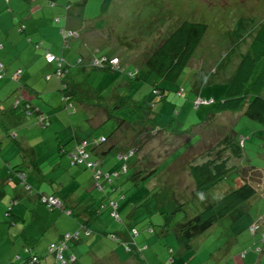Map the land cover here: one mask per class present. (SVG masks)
<instances>
[{"label":"rangeland","instance_id":"374dc122","mask_svg":"<svg viewBox=\"0 0 264 264\" xmlns=\"http://www.w3.org/2000/svg\"><path fill=\"white\" fill-rule=\"evenodd\" d=\"M101 4L102 0H89V8L87 11V17H89V19L85 23L86 34L82 36L83 39L79 36L78 38H71L70 41H72V39L78 41L79 53L84 54L86 58L87 56H112L111 61L114 64L119 63L117 60L118 57L121 58L124 64L122 66L125 71L114 72L93 68L90 69L91 72H87L86 77H84L85 74L81 72L76 73V75L73 74L72 76L77 79L84 77V79L80 81L82 87L89 92L90 96L93 95L94 97H99L97 99H101L110 92V89H112L120 79L122 81H128L126 76L129 71H137L140 80L133 79L130 81L132 83L131 87L134 90L130 96L127 95V93L130 94L126 89L127 86L116 87L121 97H126V101L123 103L125 107L117 103L118 107L115 108V110L112 108V112H116L118 116L127 118L132 116L134 104L137 105L139 103L140 106H144L146 102H148L147 106H150L149 104L154 102L157 107L155 112L156 115H158L156 121L162 126L171 122L175 130H183L188 128L191 124L205 122L208 117V111L214 106H202L200 109L196 108L193 104V100L197 96V92L193 90V88L202 87L200 94L203 99H200V101H204L207 96H214L216 100H220L222 96H224L229 79L232 77L243 53L249 46V42L251 41L250 34L255 30L258 22L264 17V0H113L110 7L106 10H101ZM78 5L80 4L77 3L74 8H78ZM0 7H2L1 3ZM185 20L204 22L208 25V31L203 39V43L196 50L191 62L178 81H161L159 83L161 87L167 88V93L163 99L157 100V96L149 93L157 77L155 78V76L151 74L146 76L145 69L147 68L145 59L161 40L165 39L171 31ZM70 28L75 27L71 24ZM38 55H42L41 51L33 48V50H29L27 53V58H37ZM50 57L52 56L48 55V60H53L50 59ZM48 72L50 71L45 69V64L43 65L41 61L35 62L30 77L31 82H34L41 90L44 89L41 85V79H45ZM177 84L184 85L188 93L187 98H180L175 94L173 88H175ZM46 91L47 97L49 96L48 98L52 101L53 106L50 111L53 112L54 118L66 117L67 121H69V125H66L61 118L59 127L68 126L67 129H69V132L73 134V131H76L79 137H83L87 134H96L97 136L111 135L112 139L109 140V142L113 140L119 147L124 146V148L126 146H134L135 143L139 142L136 141L138 135L136 136L127 126L124 127L126 128L125 131L118 133L116 136L114 130L118 126L117 118L102 120V123L93 125L92 121L89 120L91 114H93L92 111L85 110L84 107L80 106L76 100H74V107L76 108L74 112L72 107V109L65 107L60 90L54 89L50 85L49 89ZM147 93L148 97L145 98ZM113 98L114 97L110 98V101L113 100ZM131 98L132 100H130ZM110 101L107 99L106 103L112 105ZM160 109H162L161 112ZM129 111H131V113ZM124 113L128 116L124 115ZM134 113L137 114L136 109ZM102 116L103 115L98 110L97 114H94V120H100ZM232 122L233 126L231 129L238 134L237 137H239L240 140L243 138L244 140L242 141H246L243 147L245 163L249 161L256 165L260 164L261 166V162L264 158V127L259 122L243 114V112H228L218 115L216 123L206 130L207 140L205 144L207 142L213 143L219 138L222 128H226V126L221 127V124L231 125ZM8 124H10V122H8ZM8 124L6 123L5 126ZM48 128V126H39L36 128L33 136L31 135L34 140L32 145L36 146L35 154L40 155V157L37 158L38 161L35 162L38 163L37 166L43 163L42 155L47 156L51 152L45 148V143L43 141L38 143V136L34 135H38V132L40 134L48 133ZM13 130H17L16 133L20 135L21 129H15L13 125L10 127V133L7 134L5 127H2L0 123V137H2L0 149L2 153L0 155V252L1 254H6L10 251L14 253L13 256L7 258L5 264H22L21 260L17 258L18 252L21 253L22 259L29 256L30 252L25 251L29 247L25 248V246L30 245L31 250L34 252L33 242H35L37 237L43 240L44 234L42 229L38 233L34 231L30 232V227L35 225V221H33L30 216L31 212L27 213V218H29L27 221L20 217L21 220L16 221L20 222L18 224L13 222L11 217H8L7 210L10 206L13 207L12 209L14 211H23V209H28L27 205L30 203L26 201L28 196L26 198L22 197L24 194L23 191H25L24 182L22 181V176L18 175L15 170H21L22 173L26 174L29 179L28 182L35 187L42 185V182L37 180L36 177L39 167H35V171H37L36 174L30 171L29 166H33L34 164V158L30 156L33 151L29 153V150H27L25 154L22 153V145L20 139H18L19 135L18 138H16L14 136L16 133ZM189 133L194 134V136L192 140L188 142V146L198 139L195 134L196 131L191 129ZM120 134L122 136H120ZM53 136L55 140L58 141V138L55 137V133ZM138 138L142 141L146 139V136L142 134L138 136ZM172 139L173 138L166 140V138H163L162 141H156L155 143H152L150 140L149 143L152 144L151 148L146 147L148 150H143L130 156L128 162L130 172L138 168V166L147 172L153 167L156 160H159L157 157V149L161 148L163 151L164 148L162 147H168V149H170V142ZM179 141L180 139L178 138V142L176 141V144L174 142L172 146H176ZM123 143L124 145H122ZM107 144L108 143H105V145ZM28 147L31 146L28 144ZM185 148L187 147H178L176 151L169 155V159L165 163L171 165L175 161L174 159H179L181 157L183 150L187 151ZM141 149L143 148L141 147ZM122 151L126 152L124 149ZM147 151H149L150 154H148ZM115 152L116 149H114V155L111 156L113 158V163L116 159H121L118 153L116 154ZM177 154L178 157H176ZM108 156L110 157V154H108ZM60 157L56 160L54 165L59 162L61 159ZM120 167H122V165ZM13 170L14 173L12 172ZM175 170H180L178 171L179 176L188 179L191 178L189 172L183 165L182 167L181 165L178 167L176 166L173 171ZM9 173L12 178H15V181L11 178L10 184L7 183V179L10 178ZM40 174L51 176L54 174V169L51 165L46 164L43 166ZM187 174L189 176H187ZM244 174H247L246 177L255 184L259 192L264 193L263 170L260 172L252 171L250 167H246ZM234 177L235 176L230 175L224 182L217 184L203 193L196 192L195 195L192 194L194 186L191 180L188 181V184H174L173 182L164 180L158 182L157 178H154L147 184L141 180H130V189L128 190L131 193L128 195V202L130 203L131 210L133 207H136L139 221L144 219L146 224H153L155 228V237L159 236L158 234L162 227L169 229L164 236L160 237L161 241L159 243H162L161 245L168 251V255H171L174 259L179 257V255L181 256L178 245H175L174 253L170 252L169 249L173 243L177 244L173 233V228L176 223L183 221L188 216H192L195 209L201 208L207 202H211L222 196L228 188H231L237 183V180L233 179ZM95 181V178L92 179V184H94ZM185 185H189V187ZM52 186L55 187L56 183L54 182ZM45 188L50 187L45 185ZM4 190L7 191L5 194L2 193ZM99 191L104 192L105 190ZM257 195L259 196L260 194ZM257 195L253 197V200L256 202V206L253 205L251 209L253 214L257 213L259 208L257 205H262L264 201V198H260ZM13 196L17 199L18 204L13 202ZM106 196L107 198L112 197L110 193H107ZM143 197H148V201L143 203ZM184 202L185 204H182ZM179 204H182V206ZM48 211H50V209H48ZM257 228L258 227L254 226L253 231ZM145 231H148V229ZM234 232V222L230 216H227L218 221L205 233L195 238L192 241V248L193 246L203 247L201 252L216 250L220 253V256H226V258L230 257L231 264H250V255H252V253L261 255V252L257 249L261 248V246L255 248L253 244L243 246L242 251L245 256L242 257V253L237 256L241 259L239 263L238 258H235L234 251L237 252L236 248L239 247V244L243 243L245 238H254V234L249 230H245L239 234L235 233L238 242L226 246L230 233L234 235ZM30 234L37 235V237L34 238L33 241H30L27 239ZM10 235L14 238L13 240L16 241L15 246ZM230 254L232 255L229 256ZM154 258H156V254L153 256V262L156 261ZM216 259L217 256L214 257V260ZM170 263H172V261Z\"/></svg>","mask_w":264,"mask_h":264},{"label":"trees","instance_id":"16d2710c","mask_svg":"<svg viewBox=\"0 0 264 264\" xmlns=\"http://www.w3.org/2000/svg\"><path fill=\"white\" fill-rule=\"evenodd\" d=\"M36 1L37 0H27V2L30 3H35ZM42 1L52 8L56 7L58 9L62 6L64 10L61 16L55 14L52 17L53 22L56 25H60L59 45L54 47L53 51H50L46 45L47 43H45L43 39L36 40L32 38V36L27 35L28 42L33 45L34 49H42L44 50L43 53L45 52L44 59L46 62L42 64H45V69L50 72L47 73L45 79H41V85L44 87L42 90L34 82H30V84L26 83L25 79L28 75L27 72H29L26 70L29 67L28 63H25L20 57L17 60L18 56L15 55L12 57L16 65L10 69L3 57L0 56V85L3 87L6 83H10L9 89L11 88L7 91L5 96H0V123L2 127H5L7 134L10 133V127L13 125L15 129L18 128L22 130L25 128L24 132L28 131L29 136L32 138L37 127H49L51 125L53 112L50 110L53 105L52 101L48 98L49 96L47 97L46 91L51 85L54 89L60 90L66 108L72 107L75 112L74 100H76L85 110L92 111L93 114H91L89 120L92 121L93 125L102 123V120L117 118L118 126L114 130L116 136L118 133L126 130V128H124L125 126L132 130L136 136H141L142 134L146 136V139L142 141L139 140L137 136L136 141L139 142L125 149L124 151L126 152L122 151L124 146L119 147L113 140V143L109 142V140L112 139L111 135L97 136L96 134H87L83 137H79L77 132L73 131V134L71 133L67 139L59 140L58 152L66 155L71 165L80 166L81 168L89 170L96 180L95 184L97 188L105 190L103 192L105 195L118 191L117 193L119 197H121L120 199H124L128 192H130L128 190L130 189V180H141L147 184L154 178H157L158 182L164 180L173 182L174 184H188V181L191 180L194 186L192 194L195 195L196 192L203 193L217 184L224 182L230 175L235 176L233 179H236L237 183L231 188H228L222 196L216 200L207 202L201 208L195 209L192 216H188L183 221L176 223L173 228V233L176 238V243L179 244V246L189 249L192 248V241L195 238L205 233L218 221L224 219L233 211L237 209L241 210L242 207L244 209L246 201L257 194V187L246 177L247 174H244L246 166L243 165L245 158L243 147L246 141H242L244 140L243 138L240 140L239 137H237L238 134L231 129L233 122L231 125H220L221 127L226 126L227 129L222 128L220 131L221 135L213 143L207 142L205 144L207 140L206 130L216 123L218 115L228 112H243V114L259 122L264 127V17L258 22L255 30L250 34L251 41L249 42V46L243 53L232 77L229 79L224 96H222L220 100H216L214 96H207V100L204 99V101H200V99H203L200 94L202 87L193 88V90L197 92V96L193 100V104L196 108L200 109L202 106H214L208 111V117L205 122H202L203 124H191L188 128L183 130H175L171 122L162 126L156 121L158 115H156L155 112L157 107L154 102H151L149 104L150 106H147L148 102H146L144 106H140L139 103L137 105L134 104V110L136 109L137 114H135L133 110L132 116L127 118L118 116L116 112H112V108L115 110V108L118 107L117 103L125 107L123 103L126 101V97H121L116 87L127 86L126 89L130 92V94L127 93V95L130 96L131 93L134 92L130 81L133 79L140 80L137 71H129L126 76L128 81H122L120 79L104 98L97 99L99 97L90 96L89 92L82 87L80 82L86 77L87 72H91L90 69L93 68L114 72L125 71L122 66L124 65L123 60L118 57L119 63L113 64L111 63L112 56H87L88 58H86L84 54L79 53L78 41L74 39H72V41L74 40L73 42L70 41L71 38H78L82 35V32H80L81 29L70 28V22L72 23L71 20L74 19V13H72V11H74L73 8L77 3L83 7L87 1L88 9L89 0H64V4H60L58 0ZM2 2V5H5V9L9 8V10L14 11L11 6L13 0H2ZM112 2L113 0H102L101 10L108 9ZM32 7L33 6L30 5L29 10H31ZM2 8L3 7H0V10ZM62 19L65 21L64 23L61 22ZM18 28L21 33L26 32L24 23H20ZM83 29L84 28H82V30ZM207 31L208 25L206 23L185 20L171 31L165 39L161 40V42H159L148 54L145 59L147 68L145 69L146 76L151 74L155 76V78L157 77L149 93L157 96V100L163 99L167 93V88L161 87L159 83L161 81H178L191 62L196 50L203 43ZM3 47L4 43L0 41V51ZM48 55H52L54 59L49 61ZM71 56H74L73 60H70L71 58L69 57ZM32 61L36 62L35 58H33ZM78 72L84 73L85 76L81 79L74 78L72 75H76ZM29 80L31 81V78ZM173 90L180 98H187L188 96L187 90L182 84H177ZM1 94L0 90V95ZM112 97L114 98L110 101ZM147 97L148 93L145 98ZM132 98L130 100H132ZM107 99L112 105L106 103ZM98 110L103 116L100 120H94V114H97ZM161 111L162 109H160V112ZM129 112L131 113V111ZM124 115L128 116L126 113H124ZM8 122H10V124H8ZM6 123L9 127L8 125L5 126ZM191 129L196 131L195 134L198 139L196 142L192 143L193 145L191 144L192 146H188V142L192 140L194 136V134L189 133ZM13 131L16 133L17 130ZM53 132H55V136L59 138V131L57 129H51L50 133ZM18 135L17 133L14 134L16 138H18ZM46 135L48 134L41 135L38 132V135L34 136H38L37 141L40 143L41 141L44 142L43 138ZM120 136L122 135L120 134ZM163 138H166V140L173 138L170 142L171 148L162 147L164 151L161 148L157 149V157L159 160H156L153 167L146 172L138 166V168H133L134 170L132 169L133 171L130 172V167L128 166L130 156L137 152L148 150L146 147L151 148L152 144L149 143L150 140L152 143H155L156 141H162ZM178 138L180 139L179 143L176 146H172L174 142L175 144L176 141L178 142ZM18 139H20L22 145V153L25 154L27 150L31 153V147H28L26 139L21 141V134ZM31 141V146H34L32 145L34 141L33 138ZM1 143L2 137H0V149ZM105 143L108 144L105 145ZM69 144H71L70 147ZM183 146L187 147L185 148L187 151L183 150L179 159H174L175 161L173 160L174 162L171 165H167L165 162L169 159V155L176 151L178 147ZM141 147L143 149H141ZM114 149H116L115 153H118V156L122 160L116 159L118 165L115 168L107 169L103 166L102 158L108 154L111 156L114 155ZM147 152L150 154L149 151ZM1 154L0 151V155ZM178 154L176 157H178ZM42 161L46 162V160ZM33 163L32 167H38L35 160H33ZM246 163L249 164L250 170L257 167L253 162H250L251 164L249 161ZM121 165L122 167H120ZM180 165L181 167L183 165L189 172L190 179L179 176L178 171L180 170L173 171L176 166L178 167ZM15 171H17L18 175L22 176L25 189V191H23L24 194L37 197L39 202L44 204L48 209L58 208L71 217H76L79 214L80 211L76 204L67 203L65 200L61 201L56 194L52 192L46 193L43 189L39 190L33 187V185L28 182L26 174L22 173L21 170ZM12 172L14 173V170ZM187 176L189 175L187 174ZM9 177L7 183L10 184L12 178L10 173ZM12 179L15 181V178ZM185 186L189 187V185ZM6 192L7 191L4 190L2 193L5 194ZM24 194L22 196L23 198ZM143 198V203L148 201V197ZM50 199L59 200L60 204L56 205L52 203ZM15 201H17V199L13 196V202L18 204V201ZM182 204H185V202ZM182 204L179 205L182 206ZM115 205H118V199L107 198V202H101L92 212L90 211L91 209L88 208L83 212V215L87 214L89 216L90 214V217L91 215L95 217L100 214L106 206H110L112 212H114L113 209ZM12 208L13 207L10 206L7 210L8 217H11L13 222L21 220L20 217L22 216L20 213L14 211ZM243 209L239 216L244 213ZM18 223L20 222H16V224ZM80 226L84 228L83 231L88 232L87 229L89 227L87 225V220L82 222ZM147 229L151 233L155 232L153 224L148 225L146 230ZM168 230V228L162 227L159 231L158 238L160 239L161 236H164ZM133 234L138 235L137 228L133 230ZM113 236L116 240H119L117 236ZM78 237L79 232H76V230L62 234L60 239L48 244L47 249L44 251V255L52 256L55 261L53 264L74 263L76 261V256L72 253V243L77 241ZM26 247H29L25 250L26 252H30L29 256L22 259L20 252H18L17 256L22 264H41L43 254L36 253V251L33 252L31 246L26 245L25 248ZM60 256L62 260L59 259Z\"/></svg>","mask_w":264,"mask_h":264},{"label":"crops","instance_id":"0c3cea01","mask_svg":"<svg viewBox=\"0 0 264 264\" xmlns=\"http://www.w3.org/2000/svg\"><path fill=\"white\" fill-rule=\"evenodd\" d=\"M58 2L64 4V0H58ZM0 3H3L2 0H0ZM30 5L33 6L31 10H29ZM11 6L14 11L9 10V8L5 9V5H2L3 8L0 10V41L4 43V47L0 51V56L3 57L10 69L16 65L12 56L17 55V60L20 57L25 63H28L29 67L25 69L29 72H27L28 75L25 81L30 84L31 81L29 79L32 75V68L35 62L32 61L33 58H27L29 50L31 51L34 48L33 45L28 42L27 35L32 36V38L36 40L43 39V41L47 43L46 45L49 50L53 51L54 47L59 45L60 25H56L52 17L55 14L61 16L64 10L62 6L58 9L56 7L52 8L42 0H37L35 3L27 2V0H13ZM87 7L88 2L86 1L85 6L81 7V5H79L78 8H73L74 11H72V13H74V19L71 20L72 23L70 22V25L72 24L75 27L74 29H81L82 39V36L86 34L85 23L89 19V17H87ZM62 20L61 22L64 23L65 21ZM20 23L25 24V33L19 31L18 27ZM82 28L84 29L82 30ZM39 51H41L42 55H38V57L35 58L36 62H46L43 56L44 50L41 49ZM69 58L73 60L74 56ZM9 87L10 83H6L3 87L0 85L1 97L5 96L7 91L11 89H9ZM61 118L64 124L69 125V121H67L66 117L54 118V116H52V122L48 130L50 132L51 129H57L59 131V138L58 141L55 140L53 136L55 132L45 133L48 134L43 138L45 148L51 153L47 156L42 155V160H46V162L38 165L39 170L36 177L37 180L42 182V185L37 187L33 186L39 190L43 189L46 193L52 192L56 194L61 201L65 200L67 203L76 204L80 212L78 211L79 214L76 217H71L58 208L48 211V208L40 203L37 197L33 195L27 197L26 194L24 198L27 197L26 201L30 202L27 205L28 209H23V211L16 210L26 221L29 219L27 218V213L31 212L30 216L33 221H35V225L30 227V232L34 231L38 233L41 229L43 231V240H40L39 237L34 234H30L27 238L33 241L34 238L37 237L35 242H33V246L37 253L43 254L41 264H53L55 262L52 256L44 255V251L47 249L48 244L60 239L62 234L75 230L79 232V237L77 241L72 243V253L75 254L76 261L71 264H231L230 257L226 258V256H220V253L216 250L201 252L203 247L193 246V248L189 249L175 243L170 246V252L174 253V247L178 245L181 256L179 255V257L173 259L171 255H168V251H166L165 247L161 245L162 243H159L161 239L155 237L154 233L145 231L148 224L146 225L144 219L139 221L136 207H133L131 210L130 203L128 202L129 197H127L131 192H128L124 199H120L121 197H119L118 191L110 193L112 196L111 198L118 199V206L116 208L117 217L113 215L110 206H106L101 213L95 217H92V215L90 217V214L88 216L86 213L88 217L83 215V212L88 208L91 209L90 211L92 212L101 202H107V196L99 191L100 189L97 188L95 182L92 184V179H94V177L89 170L81 168L80 166L71 165L68 157L58 152L59 140L67 139L68 136L71 135L69 129H67L68 126L59 127ZM24 130L25 128H23L20 133L21 141L26 139L27 144L31 146L32 138L29 136V132H24ZM122 145H124V143ZM70 146L71 144H69V147ZM127 148L126 146L124 150ZM31 151H33V153L30 156L37 162V158L40 157V155L35 154L36 146H31ZM59 157L61 159L54 165L53 163H55ZM102 159L103 166L107 169L115 168L118 165V161L113 163L111 155L110 157L106 155ZM261 163V166L260 164L255 165L257 167L252 169V171H264V158ZM46 164L53 167V175L40 174L43 166ZM243 165L249 167V164L245 163V160ZM29 167L31 172L37 173L32 165ZM27 180L29 181L28 177ZM54 182L56 183L55 187L52 186ZM45 185H48L50 188H45ZM257 194L260 195L258 196ZM257 194L258 197L264 198V193L259 192L258 189ZM253 205L256 206V202L252 197L250 200L246 201L244 209L243 207L241 208L244 212L241 216H239L241 213L239 209L228 215L234 222L235 232L234 235L230 233L226 246L238 242L235 233L239 234L245 230H249L254 234V238L247 237L242 244H239V247L236 248L237 252L234 251L235 258H238L237 256L241 253L242 257H244L245 254L242 251V247L253 244L254 248L261 246V248H257L261 252V255L252 253L249 263L264 264V201L262 205H257L259 208L256 214L251 212ZM117 218H119V220H117ZM85 220H87V225L89 227L87 229L88 232L83 231L84 228L80 226ZM254 226L258 228L252 231L251 228ZM136 228L138 229V235L133 234V230ZM113 235L117 236L119 240H116ZM13 239L12 237V240ZM15 242L16 241L13 240L14 246ZM154 254H156V258H154V260H156L155 262L152 261ZM0 255V264H5L7 258L13 256L14 253L10 251L9 253L1 254L0 252ZM231 255L232 254L229 256ZM215 256H217L216 260H214ZM240 260L241 259L238 258L239 263L241 262ZM171 261L172 263H170Z\"/></svg>","mask_w":264,"mask_h":264},{"label":"built area","instance_id":"2783aa9c","mask_svg":"<svg viewBox=\"0 0 264 264\" xmlns=\"http://www.w3.org/2000/svg\"><path fill=\"white\" fill-rule=\"evenodd\" d=\"M50 56H52V55H50ZM50 59H54V57L52 56V57H50ZM118 60V59H117ZM50 61H52V60H50ZM118 62V61H117ZM111 63H112V61H111ZM114 64V63H113ZM51 201H52V203H54V204H56V205H59V201L58 200H55V199H50ZM59 259L60 260H62V257L60 256L59 257Z\"/></svg>","mask_w":264,"mask_h":264},{"label":"clouds","instance_id":"9594fccd","mask_svg":"<svg viewBox=\"0 0 264 264\" xmlns=\"http://www.w3.org/2000/svg\"><path fill=\"white\" fill-rule=\"evenodd\" d=\"M58 201H59V200H58ZM59 204H60V202H59ZM117 206H118V205H115V206H114V209H113V210H114V212H113V215H114V216H117V212H116V208H117ZM251 230L253 231V228H251ZM263 237H264V236H263Z\"/></svg>","mask_w":264,"mask_h":264}]
</instances>
